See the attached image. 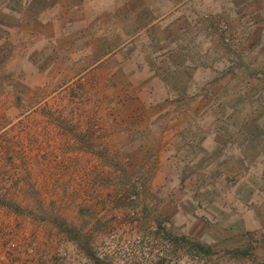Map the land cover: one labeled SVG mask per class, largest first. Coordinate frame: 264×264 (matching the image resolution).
<instances>
[{"label": "crops", "instance_id": "crops-1", "mask_svg": "<svg viewBox=\"0 0 264 264\" xmlns=\"http://www.w3.org/2000/svg\"><path fill=\"white\" fill-rule=\"evenodd\" d=\"M51 1L0 0V64L11 61L0 65V105L31 104L20 91L35 89L36 83L38 88L50 85V66L38 69L27 59L41 50L48 57L52 25H74L73 32L59 33L69 48L64 56L78 62L91 58L89 69L75 64L73 72H89L99 95L155 91L154 97L140 93L146 113L118 116L122 124L107 134L119 131L122 142L106 148L108 154H153L152 163L138 170L147 172L143 184L154 191L141 204L145 208L149 202V211L140 206L136 217L124 209L82 213L65 206L62 227H37L33 214L26 220L13 212L37 213L36 201L49 199L53 186L77 183L70 175L86 181L79 172L85 165L71 163L60 180L46 162L35 169L32 148L26 162L15 149H4L2 169L13 163L17 170L15 182L2 185L4 201L12 207L6 209L11 224L22 223L42 240L55 237L62 248L59 262L65 264L77 263L74 251L78 262L100 264L98 254L88 259L83 253L99 244V235L111 234L123 244L148 233L157 238L151 264H194L197 252L202 264H258L248 252L264 249V0H55L64 10L62 21L49 17ZM222 26L228 27L224 34ZM11 28L10 40L21 45L4 57L3 33ZM132 118L138 136L150 139L146 144H131ZM1 120L17 118L8 114ZM89 169L94 185L130 183V172L127 178H112L111 162L97 161ZM64 191L62 202L77 201L70 189ZM104 198L110 202L117 196ZM40 208L50 214L46 206ZM140 242L128 255H112L107 264H148ZM169 242L171 261L163 251ZM27 263L24 255L18 262Z\"/></svg>", "mask_w": 264, "mask_h": 264}, {"label": "rangeland", "instance_id": "rangeland-1", "mask_svg": "<svg viewBox=\"0 0 264 264\" xmlns=\"http://www.w3.org/2000/svg\"><path fill=\"white\" fill-rule=\"evenodd\" d=\"M11 1V0H1ZM52 6L48 12L50 18L59 19L62 21V14L64 10L57 5L56 1L52 0ZM61 16V19L59 18ZM6 19L4 18V21ZM74 23V19L71 20ZM10 28V27H9ZM75 26H53L51 27L52 35L50 38V51L47 57V51L41 50L36 52L27 60H30L32 66L35 68H47L50 66V85L46 88H38L40 83H36V88L33 90H21L20 93L28 95L29 103L28 105H15V106H2L0 105V141L3 140V145L0 146V174L2 179H11V183L16 180L17 170L12 167H3L4 156L2 151L4 149H15L18 158L21 162H26L27 156H29V151L33 149V158L35 160L36 167L39 166L38 163L46 162L50 165L51 173L57 178L62 180V172L66 167H70L71 163H82L84 166L79 172L82 173V178H86V181L78 182L77 179L80 176L74 177L70 175L72 180L77 183L60 186H53L51 195H48V200L36 201L37 213L32 211L28 212L32 216L33 222L37 227L51 226L53 228L62 227V209L63 207H76V209L82 213L89 211L105 212L108 209L120 210L124 209L129 211L130 217H136L138 215L137 208L141 206V209L146 211V207H150V203L146 202L145 208L141 205L142 201H148L150 194H153L154 187H148L143 184V177L146 176L147 172L144 171L139 173L138 167L140 164L146 167L149 164H144L145 162L152 163L150 159L153 154H108L106 150L109 145L121 144L122 136L116 131L113 133V137H108V129L112 127L120 126L122 123L118 122V116L120 114L130 113L132 116L138 113H146V107L140 106V93L143 96H151L155 94V91L143 90V93L138 89L130 90V97L122 92H113L111 97H106V92H99L94 90V84L91 83L90 73L75 75L73 70L76 66L82 65L83 69H89L92 60L91 58H83L82 61L75 60L74 58H68L69 56H64L69 53V48L66 46L64 40H62V35L59 36L60 30L62 32L70 30L73 32ZM7 29L3 33L4 37L2 44V52L5 57L6 54L11 53V51H17L21 44L14 43L10 40L13 37L15 29ZM221 30L223 34L228 31V27L222 26ZM9 34V35H8ZM86 34V33H85ZM227 34V33H226ZM16 35V34H15ZM84 35V34H83ZM86 36V35H85ZM59 37V38H58ZM230 36L227 35V38ZM61 38V39H60ZM226 45L231 47L230 41L227 39ZM40 54V55H39ZM11 61L1 63L0 65H10ZM66 71L62 72V69ZM42 75L36 74V78ZM45 78L47 77L44 75ZM100 96V98H98ZM154 97V96H151ZM152 110L156 107H151ZM12 115L16 117L15 121H3V117L6 115ZM131 127H133L130 132V141L134 145L136 143L143 142L147 143V138H140L135 131V125L137 124L135 118H132ZM5 140H9L10 144L6 143ZM16 143L17 146L11 147L9 145ZM1 145V144H0ZM138 147V145H137ZM6 152V151H4ZM126 160H122V157ZM102 165L111 164L114 165L116 170H114V175L112 178H127V173L130 175V183L117 182L114 186L106 185H94L91 181V170L89 169L92 163L97 162ZM123 162V163H122ZM125 164V165H124ZM121 165V166H120ZM124 165V166H122ZM79 165H77L78 167ZM122 167V168H121ZM118 169V170H117ZM125 170L122 173V170ZM101 178H105V170L99 172ZM101 174L103 176H101ZM15 179V180H14ZM10 183V184H11ZM65 189H70V193L73 195L74 199L77 201L73 202H62V191ZM67 191H64L67 193ZM98 194V199L93 198L92 194ZM115 193L117 196L116 201L106 202L107 198H104L105 194ZM97 196V195H96ZM77 197V198H76ZM4 208L12 210L9 203L3 200ZM46 206L50 214H42V209L40 206ZM166 207V206H165ZM41 209V210H40ZM149 211V210H147ZM146 211V212H147ZM167 215L170 214L169 207L165 210ZM32 219V218H31ZM37 231V230H36ZM109 235H99L100 242L93 246V248L83 251L88 256L92 254H98L100 259V264H107L111 256L122 257L128 255V252H132V249L138 248V239L140 238V244H144L145 249L147 248V258L148 264L150 259L154 254L155 247L157 246L156 236L153 233H148L147 237L138 236L132 241L126 240L125 243H121V239H116L115 237ZM55 238V237H54ZM50 242L49 248L45 251L49 254V259L51 261L48 264H65L59 262V253L55 247L56 238ZM119 240L121 242H119ZM124 241V240H123ZM170 242L164 245L165 259L171 261V246ZM155 248V249H154ZM25 251V250H24ZM21 252L17 258L16 262H19L21 257L24 255L27 259V254ZM82 252V251H81ZM74 256L76 258V264H93L82 260H77V251H74ZM227 256V255H226ZM52 257V258H50ZM129 257V256H128ZM169 257V258H168ZM104 258V259H102ZM109 258V259H108ZM201 253H195L193 259L194 264H202L203 259ZM74 259V258H73ZM221 259H223L221 257ZM226 260H230L227 256ZM248 259L256 261L258 264H264V249H259L257 251L248 252ZM70 264V263H69ZM110 264V263H109ZM215 264V263H212ZM229 264V263H226Z\"/></svg>", "mask_w": 264, "mask_h": 264}, {"label": "built area", "instance_id": "built-area-1", "mask_svg": "<svg viewBox=\"0 0 264 264\" xmlns=\"http://www.w3.org/2000/svg\"><path fill=\"white\" fill-rule=\"evenodd\" d=\"M11 182V179L5 178L3 180L2 175L0 174V264H18V262L15 261V258H17V256H19L20 253L24 250L27 254V264H46V262L49 260V254L45 251L49 248L50 242L53 239H39L33 232L24 227L22 223H20V225H17L16 223L15 225H12L11 213L6 211V209L4 208V190L2 185H10ZM13 213L19 214L26 220L31 218L30 213H28L27 211ZM57 245L58 241L56 239V248ZM57 250L60 255L62 253V248L58 246Z\"/></svg>", "mask_w": 264, "mask_h": 264}]
</instances>
